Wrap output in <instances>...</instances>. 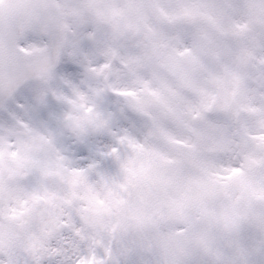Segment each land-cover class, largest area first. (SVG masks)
<instances>
[{
	"label": "snow or ice",
	"instance_id": "6c2138e0",
	"mask_svg": "<svg viewBox=\"0 0 264 264\" xmlns=\"http://www.w3.org/2000/svg\"><path fill=\"white\" fill-rule=\"evenodd\" d=\"M0 264H264V0H0Z\"/></svg>",
	"mask_w": 264,
	"mask_h": 264
}]
</instances>
